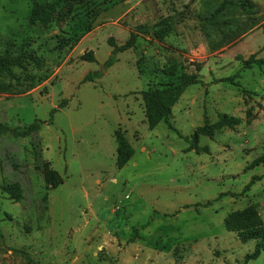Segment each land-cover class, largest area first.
Instances as JSON below:
<instances>
[{
  "label": "rangeland",
  "instance_id": "obj_1",
  "mask_svg": "<svg viewBox=\"0 0 264 264\" xmlns=\"http://www.w3.org/2000/svg\"><path fill=\"white\" fill-rule=\"evenodd\" d=\"M40 1L58 4L48 28L30 25L32 0H0V39L30 45L46 63L27 67L40 83L26 93L0 75V124H42L29 137H0V264H243L257 241L241 242L225 220L251 206L264 220V164L249 168L264 155V66L247 65L264 58V0H249L250 11L241 0ZM168 16L169 36L139 34L105 68L109 39L124 44ZM90 51L95 62L82 60ZM95 72L102 77L84 83ZM183 73L202 83L150 129L143 92ZM221 114L243 123L198 133ZM117 130L134 149L122 169ZM195 135L209 152L190 150ZM12 184L19 202L4 191ZM249 264H264V252Z\"/></svg>",
  "mask_w": 264,
  "mask_h": 264
},
{
  "label": "trees",
  "instance_id": "obj_2",
  "mask_svg": "<svg viewBox=\"0 0 264 264\" xmlns=\"http://www.w3.org/2000/svg\"><path fill=\"white\" fill-rule=\"evenodd\" d=\"M66 3L82 4L86 0H65ZM33 7L30 13V25H41L48 28L57 13L58 4L56 2H42L40 0H32ZM234 4V3H233ZM240 6L245 10L250 11L254 6L249 0H241ZM224 8V5H222ZM174 17L168 16L156 22L152 26H141L136 31L131 32L130 38L124 44H117L114 38L109 39V44L113 47V52L110 58L105 63V68H111L116 62V55L134 49L137 44L139 34H147L154 36L157 40H162L172 33L175 21ZM82 60L95 62L96 57L94 52L90 51L82 56ZM45 60L42 56L31 48L30 45L18 46L12 41H4L0 39V75H7L16 82L18 92L26 93L34 89L40 80L34 75L27 72V67L34 65L37 68L45 66ZM257 64L264 66V58L249 59L247 65ZM20 69L21 75H18L15 70ZM177 67H170L166 70V75L175 77ZM102 77L101 72L89 73L84 78V83L92 81L95 78ZM202 80L198 75L183 73L179 76L178 81L170 83H161L160 85L150 88L143 92V100L145 104L146 119L150 129H155L161 122H169L174 106L179 102L187 89L193 85L201 84ZM56 109L52 111V114ZM257 119V115L253 113V109L249 108L246 111V124L252 125ZM243 123L240 117L221 114L217 123L211 124L209 120H205V124L199 129L198 133L213 137L214 132L218 129L228 128L236 129ZM42 124L38 120L27 127H8L0 124V137L3 134L10 133L15 138L29 137L34 133L40 132ZM117 142V165L120 169L124 168L131 158L134 156V149L129 143L127 137L121 130L115 132ZM198 136L195 135L193 145L190 150H195L198 154L201 152H209L208 148H200L197 145ZM264 164V155L255 160L249 168ZM44 175L48 186L57 188L62 180L57 172L49 168L47 164L44 168ZM260 177H254L246 186L242 194L250 191ZM4 191L9 195L10 199L19 202L22 199V190L18 184H12L4 187ZM225 227L229 232H236L239 235L241 242L257 241L254 251L245 256L243 264H249L251 261L257 260L264 252V220L259 214L256 207H248L243 211H238L230 214L225 220Z\"/></svg>",
  "mask_w": 264,
  "mask_h": 264
},
{
  "label": "crops",
  "instance_id": "obj_3",
  "mask_svg": "<svg viewBox=\"0 0 264 264\" xmlns=\"http://www.w3.org/2000/svg\"><path fill=\"white\" fill-rule=\"evenodd\" d=\"M119 45H121V44H119ZM187 90H188V89H187ZM183 95H184V94H183ZM179 101H180V100H179ZM178 103H179V102H178ZM178 103H177V104H178ZM177 104H176V105H177ZM176 105H175V106H176ZM175 106H174V107H175Z\"/></svg>",
  "mask_w": 264,
  "mask_h": 264
}]
</instances>
